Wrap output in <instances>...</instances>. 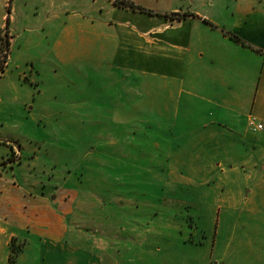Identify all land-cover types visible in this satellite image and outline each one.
<instances>
[{
    "label": "rangeland",
    "instance_id": "obj_1",
    "mask_svg": "<svg viewBox=\"0 0 264 264\" xmlns=\"http://www.w3.org/2000/svg\"><path fill=\"white\" fill-rule=\"evenodd\" d=\"M178 4L0 0V27L9 17L13 38L0 79V191L13 193L10 204L19 188L46 198L61 232L48 243L83 252L81 264H162L155 252L164 239L215 232L224 186L192 172L188 115H159L157 78L122 61L123 32L156 24ZM30 236L9 242L10 264L30 244V252L48 251Z\"/></svg>",
    "mask_w": 264,
    "mask_h": 264
},
{
    "label": "crops",
    "instance_id": "obj_2",
    "mask_svg": "<svg viewBox=\"0 0 264 264\" xmlns=\"http://www.w3.org/2000/svg\"><path fill=\"white\" fill-rule=\"evenodd\" d=\"M218 1L227 10L215 9ZM181 4L162 13L156 24L146 19L139 32H123L129 46L122 61L157 78L159 115L178 117L183 108L188 115L185 130L197 148L190 158L192 172L210 179L209 184L217 181L224 191L216 203L214 234H208L212 230L205 226V235L191 241L164 239L166 245L155 254L162 256V264H264V128L255 131L250 126L252 119L264 126V0H181ZM203 116L205 120L199 121ZM229 182L240 185L231 187ZM2 190L0 264H10L13 237L31 243L30 235L36 234L48 251L30 252V244L18 264H81L86 259L77 249L58 250L59 243H48L61 232L46 198L40 201L37 192L19 188L17 202L10 204L6 193H13ZM233 211L236 220L231 218ZM148 258L146 262L151 261Z\"/></svg>",
    "mask_w": 264,
    "mask_h": 264
},
{
    "label": "trees",
    "instance_id": "obj_3",
    "mask_svg": "<svg viewBox=\"0 0 264 264\" xmlns=\"http://www.w3.org/2000/svg\"><path fill=\"white\" fill-rule=\"evenodd\" d=\"M121 6H124L126 8L135 9L136 8L132 5L128 4H120ZM145 11V10H143ZM235 39L240 40L237 36L232 35ZM12 36L10 34L9 29V17L6 20V26L0 27V79L2 78L6 67L8 66V59L12 48ZM12 262H15L13 260Z\"/></svg>",
    "mask_w": 264,
    "mask_h": 264
},
{
    "label": "built area",
    "instance_id": "obj_4",
    "mask_svg": "<svg viewBox=\"0 0 264 264\" xmlns=\"http://www.w3.org/2000/svg\"><path fill=\"white\" fill-rule=\"evenodd\" d=\"M250 126H251L252 128H254L255 131H256V130H263V128H264V126H263L262 124H260V123H257V122L255 121V119H252V120L250 121Z\"/></svg>",
    "mask_w": 264,
    "mask_h": 264
}]
</instances>
